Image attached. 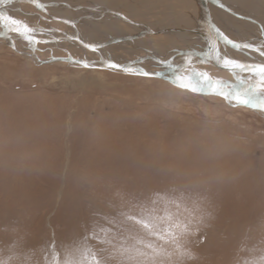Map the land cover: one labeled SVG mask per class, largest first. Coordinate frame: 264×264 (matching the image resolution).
I'll return each instance as SVG.
<instances>
[{
  "label": "rangeland",
  "instance_id": "obj_1",
  "mask_svg": "<svg viewBox=\"0 0 264 264\" xmlns=\"http://www.w3.org/2000/svg\"><path fill=\"white\" fill-rule=\"evenodd\" d=\"M34 50L45 59L65 55L40 43ZM11 51L0 46V109L10 107L15 117L9 128L0 125L11 172L0 188V262L46 264L53 243L63 258L65 246L94 225L108 226L103 217L127 210L126 202L172 189L198 205L193 234L183 241L192 258L179 264H246L264 256L261 115L159 79L35 65Z\"/></svg>",
  "mask_w": 264,
  "mask_h": 264
},
{
  "label": "bare ground",
  "instance_id": "obj_2",
  "mask_svg": "<svg viewBox=\"0 0 264 264\" xmlns=\"http://www.w3.org/2000/svg\"><path fill=\"white\" fill-rule=\"evenodd\" d=\"M38 3L44 5V7H37L31 0H11L10 3L0 5V12L37 29L33 35L41 41L40 45L47 46L49 49L57 48L65 51L64 56H52L48 59L42 58L43 56L40 53L37 54L34 50L37 44L33 43L28 46L20 44L26 43L28 40L23 35L8 30L5 28L4 23L0 22V46L6 45L9 50L14 51L20 58L22 56L35 65L46 63V61H55L62 62L63 65L84 67L81 62H87L90 66L86 68L99 70L108 69L103 67L107 61H111L119 65L127 64L132 68L143 69L145 71H157L161 70V65L158 61L171 60L175 65H184L185 54L191 52L195 55L185 71L187 72L185 76H191L193 70L204 71L206 69V71L210 72L205 67L208 64L215 70L213 71L215 73L213 74L214 80L226 79L227 83H235V78L231 73L216 65L214 58L207 55L210 47V31L214 36V29L217 28L225 36L237 43L251 42L257 45L261 40H264V0H38ZM64 20L71 21V23H63ZM86 44L95 45L96 50L93 51L91 48L85 47ZM218 47L222 53H226L229 57L238 61H264V57H260L256 52L249 54L248 49L235 50L230 45H225L223 41L218 42ZM95 70L92 71L95 72ZM108 70L118 71L135 77L139 76L121 70ZM221 70L225 71V73L221 74L222 72H219ZM163 72V78L155 79H159L172 87L184 89L169 82L174 75L172 71L163 68ZM144 78L149 81L153 77ZM14 102L17 103V101ZM18 106L21 107V104H18ZM236 108L250 111L264 118V111L253 110L247 107ZM11 111L10 107L0 109V125L3 128H9L11 119L15 118ZM6 147L7 144L0 146V175H2L0 188H3L1 185L8 186L6 181L8 175L11 173L7 166V156L3 151V148ZM107 148L109 149L108 145H106ZM119 186L121 185L119 184ZM0 206L3 207V205ZM3 210L2 208L0 209V211ZM40 214L42 215V213ZM2 216L5 217V215ZM64 217L62 218L64 219ZM7 242L9 241L7 240ZM4 249L7 250V248ZM11 251L13 250L11 249ZM5 256L7 257L8 255Z\"/></svg>",
  "mask_w": 264,
  "mask_h": 264
},
{
  "label": "snow or ice",
  "instance_id": "obj_3",
  "mask_svg": "<svg viewBox=\"0 0 264 264\" xmlns=\"http://www.w3.org/2000/svg\"><path fill=\"white\" fill-rule=\"evenodd\" d=\"M10 2L0 0V5ZM31 2L37 7H44L38 0ZM0 22L8 30L23 35L29 44L41 42L33 35L37 29L25 22L3 12H0ZM63 23L69 24L71 21L64 20ZM214 31V36L211 31L209 33L210 47L207 55L214 58L216 65L229 71L235 83L214 80L203 70H193L191 76L183 75L195 55L191 52L185 54L184 65H175L171 60L158 61L161 70L157 71L125 67L111 61H107L106 66L149 78H163V68H167L174 73L169 82L178 87L196 94L222 97L232 107L264 111V61H238L222 53L218 47V42L223 41L235 50L248 49L249 54L256 52L264 57V40L257 45L251 42L237 43L219 29ZM85 47L96 50L95 45L86 44ZM81 63L84 67L90 66L87 62ZM126 209L122 208L115 216H104L108 226L94 225L91 233L86 234L82 240L65 246L63 258L53 243L51 259L46 256V264H179L183 257L192 258L191 253L184 249L183 241L187 235L193 234V219L198 205L188 194L177 193L175 189L154 193L145 201L126 202ZM89 240H94L95 245L88 243ZM246 264H264V256Z\"/></svg>",
  "mask_w": 264,
  "mask_h": 264
},
{
  "label": "water",
  "instance_id": "obj_4",
  "mask_svg": "<svg viewBox=\"0 0 264 264\" xmlns=\"http://www.w3.org/2000/svg\"><path fill=\"white\" fill-rule=\"evenodd\" d=\"M215 29H217V28H215ZM136 36V35H135ZM123 66H125V67H127L128 65L127 64H123ZM103 68H108V69H113V68H109V67H107L106 65L103 67ZM114 70H121V69H114ZM121 71H123V70H121ZM124 72V71H123ZM153 78H155V77H153Z\"/></svg>",
  "mask_w": 264,
  "mask_h": 264
}]
</instances>
